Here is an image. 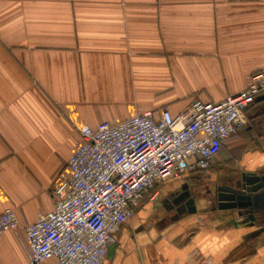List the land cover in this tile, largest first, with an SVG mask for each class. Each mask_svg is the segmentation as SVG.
<instances>
[{"label":"crops","instance_id":"crops-1","mask_svg":"<svg viewBox=\"0 0 264 264\" xmlns=\"http://www.w3.org/2000/svg\"><path fill=\"white\" fill-rule=\"evenodd\" d=\"M262 69L264 0H0V215L20 224L0 264H27L24 227L53 210L79 129L220 102ZM245 118L208 170L142 199L103 264H264V215L213 207L217 181L264 173V95Z\"/></svg>","mask_w":264,"mask_h":264},{"label":"built area","instance_id":"built-area-1","mask_svg":"<svg viewBox=\"0 0 264 264\" xmlns=\"http://www.w3.org/2000/svg\"><path fill=\"white\" fill-rule=\"evenodd\" d=\"M262 95L264 69L220 102L194 101L176 116L162 108L79 129L81 142L53 189V210L24 227L27 264H103L142 199L154 201L156 185L168 179L208 170ZM19 227L13 209L0 215V236Z\"/></svg>","mask_w":264,"mask_h":264},{"label":"water","instance_id":"water-1","mask_svg":"<svg viewBox=\"0 0 264 264\" xmlns=\"http://www.w3.org/2000/svg\"><path fill=\"white\" fill-rule=\"evenodd\" d=\"M233 186H218L216 207L220 211H233L239 217L264 215V173H240ZM185 202L192 207L194 201L189 192H182L175 203Z\"/></svg>","mask_w":264,"mask_h":264},{"label":"flooded vegetation","instance_id":"flooded-vegetation-1","mask_svg":"<svg viewBox=\"0 0 264 264\" xmlns=\"http://www.w3.org/2000/svg\"><path fill=\"white\" fill-rule=\"evenodd\" d=\"M229 174H231V173H229ZM239 178H240L239 174H234V176H231V177L229 176L228 178H225V180H223V181L219 180L214 184L212 192H213L214 199H215V202H214L215 205L213 207H216V204H217V202H216V197L218 194V192L216 191L217 187L223 186V185L233 186L235 184L236 180H238Z\"/></svg>","mask_w":264,"mask_h":264}]
</instances>
